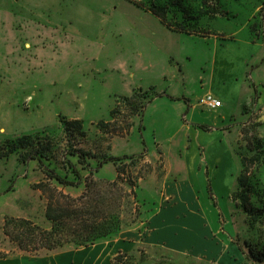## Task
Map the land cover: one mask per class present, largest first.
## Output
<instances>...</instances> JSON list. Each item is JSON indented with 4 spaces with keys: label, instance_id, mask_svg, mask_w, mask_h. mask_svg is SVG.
<instances>
[{
    "label": "rangeland",
    "instance_id": "rangeland-1",
    "mask_svg": "<svg viewBox=\"0 0 264 264\" xmlns=\"http://www.w3.org/2000/svg\"><path fill=\"white\" fill-rule=\"evenodd\" d=\"M168 2L0 0V20H6L0 27V255L27 254L10 244L3 234L6 217L26 218L41 227L48 226L45 199L33 189L34 184L44 181V175L36 163L23 164L20 158L42 147L55 159L69 147L116 157L144 154L141 165L149 166L137 182L142 206L136 223L95 245L57 251L68 252L64 257L71 264L89 258L97 264H111L118 252L128 253L134 247L139 248L137 260L149 259L145 264H156L160 258L174 264H252L245 244L264 249V224L250 227L232 198L241 169L237 155L239 146L244 145L241 126L251 117L261 123L258 132L264 135V94L260 103L255 90L258 86L263 91L264 62L258 67L249 64L243 75L247 85L257 82L247 88L254 90L255 103L249 99L233 110H240L237 117L243 122L235 124L228 134L220 130L208 133L200 128L206 135L205 144L217 143L211 148L213 160L188 153L182 160L189 169L182 173L178 169L181 156L168 153L166 139L184 121L176 118L166 95L178 94L183 103V94L191 102L208 92L215 97L205 79L212 49L203 37L168 30L148 10L152 5L164 7ZM198 2L184 0L192 15L196 16ZM220 4L224 14L200 17L196 22L199 31L216 35L222 45L229 26L245 24L251 33L258 35L260 31V42L263 41L264 23L260 16L264 14V0H220ZM257 6L260 7L254 20L250 16ZM171 9L169 22L180 18V12ZM224 51L214 78V91L222 99L234 98L235 91L229 85H238L235 75L245 63L237 53ZM140 91L149 92L151 101L139 117L127 109L122 97H131L134 92L139 95ZM199 104L198 101V106L208 111ZM113 109L117 112L111 117ZM63 119L80 121L84 136L75 130L66 136ZM100 121L109 126L100 128ZM24 136L31 137L30 147L3 156L10 141ZM189 142L178 139L174 143L185 147ZM190 143L197 145L195 140ZM256 171L257 183L264 190V165ZM84 176L87 178L88 173L84 172ZM114 176L112 166L99 174L106 179ZM62 191L74 196L81 189ZM132 206L134 209L136 204L133 202ZM189 208L199 211L191 214L192 219L185 215ZM157 211L171 216L172 240L180 238L173 236L177 233L174 230L194 224V235L182 242L185 250H174L173 244H148L157 235L151 219ZM126 231L131 232L119 236ZM139 239H146L147 243Z\"/></svg>",
    "mask_w": 264,
    "mask_h": 264
},
{
    "label": "trees",
    "instance_id": "trees-1",
    "mask_svg": "<svg viewBox=\"0 0 264 264\" xmlns=\"http://www.w3.org/2000/svg\"><path fill=\"white\" fill-rule=\"evenodd\" d=\"M199 2L196 16L190 13V7L184 4V0H169L164 7L152 5L148 10L170 31L205 38L211 34L199 31L197 20L202 16L214 18L224 12L220 0ZM175 6L178 8H174ZM171 8L180 12V18L169 22ZM148 93L140 91L138 95L134 92L135 95L122 97V100L132 114L140 117L147 103L151 101ZM138 98L140 100L137 102ZM251 101L255 103L254 95ZM116 112L113 109L110 116L114 117ZM98 126L106 128L109 124L100 121ZM260 126L261 123L251 117L241 126L244 145L239 146L237 153L241 169L236 177L237 188L232 194L235 207L244 215L250 227L264 224V190L255 178L256 169L264 165V135L258 132ZM62 127L66 136H71L74 130L83 136L85 134L83 125L78 120L63 119ZM200 128L208 129L204 126ZM224 131L229 129L225 128ZM30 138L24 136L10 141L3 156L24 150L26 146L30 147ZM42 148L29 151L20 158L23 164L36 163L44 175V181L34 184L33 189L38 190L45 199L44 218L48 226L41 227L29 219L19 217H6L3 223V234L20 252L49 254L69 247H89L112 238L136 223L141 216L142 206L139 205L137 182L149 171V166L141 165L144 154L116 157L69 147L55 159V156L44 152L46 148ZM107 166L115 169L114 178L99 177L100 171ZM133 170H137L136 174L132 173ZM84 172L88 173L87 178ZM62 189L81 191L73 196L64 193ZM133 202L136 204L134 209ZM245 245L248 260L252 264H264V249ZM138 252L139 248L135 247L128 253L120 251L113 257L111 264H145L149 259L141 257L137 260L135 257ZM5 257L0 255V259ZM156 264L174 263L160 258Z\"/></svg>",
    "mask_w": 264,
    "mask_h": 264
},
{
    "label": "crops",
    "instance_id": "crops-1",
    "mask_svg": "<svg viewBox=\"0 0 264 264\" xmlns=\"http://www.w3.org/2000/svg\"><path fill=\"white\" fill-rule=\"evenodd\" d=\"M259 7L260 6H257L255 8L250 18L255 20ZM260 20L263 21L264 23V14L260 16ZM5 22H6L5 19H1L0 27H3L5 25ZM256 22L259 23L260 21L256 20ZM244 25L245 24H243V26L241 27L229 26L230 28L229 32L224 34V37H226L227 40H225V43L222 45H220V41L218 40V37L216 35L201 38L205 40V42H210L211 44L212 58H211V61L209 62V66L207 67V69H205V72H207V74L205 75V79H206V82L209 84V88L211 89V91L214 92L215 98L220 100L221 107L215 110L203 111L198 106V101L201 98L196 99L197 101L195 100L194 102H191L183 94L181 98L186 99L185 103H183L182 101L179 100L180 96L178 94L174 93V94L166 95L169 100V103H172V107L174 108V112H175L174 115L176 116V118L177 119L180 118L184 121V123L183 124L180 123V126L176 128L174 133H172V135L166 139V143L169 144L168 146L169 148L167 147L168 153L171 155L181 156V158H179V161H178L179 162L178 169L182 173L183 171L189 169V168L186 169L184 167V164H183L184 160H182V157L184 155L187 156L188 153H191L193 156H195V158H198V156L200 155V156H204L206 160L207 158L210 161L213 160L212 155H211L212 154L211 148L217 143L215 142L214 144H212V146H210L211 143L205 144L204 141L206 139L205 137L206 135L202 133L200 126L208 127V129L205 130V132H208V133L219 132L218 130H220L224 132L225 134L226 133L228 134L229 132L224 131L225 128H228L229 131L231 132L234 129L235 124H237L238 122H243V118L237 117L240 115V110H236V113L233 112V110L237 106L241 105L242 103H245L246 101L251 99V97H253L254 90L247 89V88L251 87L249 84L255 85V83H257L255 81L252 83L248 82L249 84L247 85V79L245 80V78H243V75L247 72L249 64H251V66L254 65L252 67H258V65L261 62H264V30H263V41L260 42V39H261L260 31L258 32V35L255 32L251 33V31L248 30V27ZM189 37H194V36H189ZM224 50H227L231 54L237 53L238 56L243 58L244 60L243 62L245 63V66L243 68V64H242V67L240 65L241 72L238 75H235L238 81V85L232 86L233 84L231 82L229 83V84H232L229 86L233 87V90L235 91L236 96L234 98L230 96L225 99H222L218 96V93L214 91V80H215L214 78L217 75V70H219V62H220V58H222V55L225 52ZM223 59L226 60V63L229 62L227 58H223ZM243 69H244V72L242 73ZM262 89L263 91L258 86H256L255 88V90L258 93L260 103L262 102V95L264 94V87H262ZM208 94H211V93L208 92ZM195 102H197V104ZM262 104H264V102ZM204 110H207V109H204ZM220 137H222V135ZM178 139H183V140L189 139L190 142H193V140H195L197 145L195 147L193 143L189 142L187 146L183 147L181 144L174 143ZM186 181L188 182V179H185V182ZM194 212H199V211L189 208L185 212V215H191ZM170 217L171 216L169 214L167 213L162 214L159 211H157L153 215V217H151L152 229L156 231L157 235L153 240H150V241L147 240L148 244L166 245V246L167 245L170 246V244H173L174 250L183 251L185 250V246L182 245V242L184 243V241L190 240L192 238L194 234L191 229H193L195 226L193 223L190 222L189 224L187 223V225L184 224L185 228L181 230H174L177 233H173V236L176 234V238L177 237H180V238L178 240H172V235L169 232V229H171L169 226L170 225L169 223L171 222ZM192 217L193 216L191 215L190 219H192ZM196 219H199V218L195 217V220ZM130 232L131 231H126L124 233H121L119 236L123 237ZM183 236L186 239H183L182 238ZM139 241L146 242V239L145 240L139 239ZM131 243H134V241H132ZM65 254H68V252H57V254L55 253L54 255L44 254V255H36V256L29 255V254H20V255L15 254V255L6 256L5 258L0 259V264H71L70 261L65 260V257H64ZM73 264H79L78 260L73 261Z\"/></svg>",
    "mask_w": 264,
    "mask_h": 264
},
{
    "label": "built area",
    "instance_id": "built-area-1",
    "mask_svg": "<svg viewBox=\"0 0 264 264\" xmlns=\"http://www.w3.org/2000/svg\"><path fill=\"white\" fill-rule=\"evenodd\" d=\"M199 105L207 110H215L221 107L220 100L216 99L212 94H206L199 100Z\"/></svg>",
    "mask_w": 264,
    "mask_h": 264
},
{
    "label": "bare ground",
    "instance_id": "bare-ground-1",
    "mask_svg": "<svg viewBox=\"0 0 264 264\" xmlns=\"http://www.w3.org/2000/svg\"><path fill=\"white\" fill-rule=\"evenodd\" d=\"M79 264H97L96 261L94 259H88L87 261L84 259H80L78 260Z\"/></svg>",
    "mask_w": 264,
    "mask_h": 264
}]
</instances>
